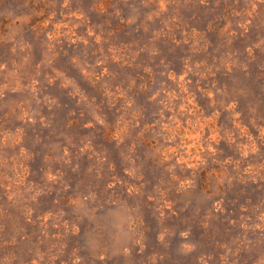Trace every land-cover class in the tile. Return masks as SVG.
I'll return each mask as SVG.
<instances>
[{
  "label": "rangeland",
  "instance_id": "374dc122",
  "mask_svg": "<svg viewBox=\"0 0 264 264\" xmlns=\"http://www.w3.org/2000/svg\"><path fill=\"white\" fill-rule=\"evenodd\" d=\"M0 264H264V0H0Z\"/></svg>",
  "mask_w": 264,
  "mask_h": 264
}]
</instances>
